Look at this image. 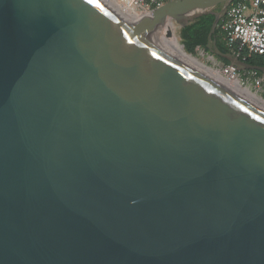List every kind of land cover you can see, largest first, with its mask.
Returning a JSON list of instances; mask_svg holds the SVG:
<instances>
[{
	"label": "water",
	"instance_id": "water-1",
	"mask_svg": "<svg viewBox=\"0 0 264 264\" xmlns=\"http://www.w3.org/2000/svg\"><path fill=\"white\" fill-rule=\"evenodd\" d=\"M100 0H0V264H264V107ZM220 7L219 11L213 8Z\"/></svg>",
	"mask_w": 264,
	"mask_h": 264
},
{
	"label": "built area",
	"instance_id": "built-area-1",
	"mask_svg": "<svg viewBox=\"0 0 264 264\" xmlns=\"http://www.w3.org/2000/svg\"><path fill=\"white\" fill-rule=\"evenodd\" d=\"M123 7L144 15L151 13L169 0H117ZM221 41L236 57L242 49L248 53H264V0H232L217 25ZM245 56L240 60L244 61ZM220 77L237 81L242 88L253 89L264 95V74L255 69L239 68L233 63L221 64L217 68ZM262 98V97H261Z\"/></svg>",
	"mask_w": 264,
	"mask_h": 264
},
{
	"label": "bare ground",
	"instance_id": "bare-ground-1",
	"mask_svg": "<svg viewBox=\"0 0 264 264\" xmlns=\"http://www.w3.org/2000/svg\"><path fill=\"white\" fill-rule=\"evenodd\" d=\"M103 4H105L111 11H113L115 14H117L119 17L136 27L137 29L147 31V27H144L139 23H136V21H141L147 15H144L143 13H139L135 10L128 9L126 7H123L120 3H118L117 0H100ZM170 19L166 21V29H170ZM174 27V26H173ZM156 37L160 39L162 46L166 49H177L181 51L188 60H190L192 63H194L200 70H202L204 73H206L208 76H210L212 79H214L216 82L220 83L221 85L225 86L229 90H231L234 93L243 95L247 98H250L254 102L258 103L262 107H264V99L260 96H257L255 92H252L250 89L242 88L237 81H230L226 80L219 76L217 69L206 64V63H199L197 58L186 52L181 44L179 43V39L172 33L171 35L166 36L164 30L158 32L156 34ZM210 59H214L212 56L209 57Z\"/></svg>",
	"mask_w": 264,
	"mask_h": 264
},
{
	"label": "trees",
	"instance_id": "trees-1",
	"mask_svg": "<svg viewBox=\"0 0 264 264\" xmlns=\"http://www.w3.org/2000/svg\"><path fill=\"white\" fill-rule=\"evenodd\" d=\"M213 20L214 16L208 13L200 16L194 22L181 28L180 36L182 38V44L184 47L183 49H185L186 52L193 54L197 48L202 49L206 52L209 51V34ZM219 23L220 20L218 21V24ZM211 37L215 40V44L219 51H221L222 53H231L221 41V32L219 27L215 29ZM243 56H245L244 62L264 67V53H248L246 49H242V55H240L238 58L241 59V57ZM218 58L220 59L222 64L230 63V61L226 58H222L219 56ZM258 73L263 74L261 71H258Z\"/></svg>",
	"mask_w": 264,
	"mask_h": 264
},
{
	"label": "rangeland",
	"instance_id": "rangeland-1",
	"mask_svg": "<svg viewBox=\"0 0 264 264\" xmlns=\"http://www.w3.org/2000/svg\"><path fill=\"white\" fill-rule=\"evenodd\" d=\"M219 8L220 7L218 6L216 8H213V10L218 12L219 11ZM170 22H172L170 24V28L172 30V33L179 39V43H181V45L183 47L182 38L180 36V31H181V28L182 27L180 26V24H178L177 22H175L173 19H170ZM192 55H194L197 58V60H198L199 63H201V62L202 63H206V64H208V65H210V66H212V67H214L216 69L218 68L219 65L222 64L221 61H220V59L218 58V56L217 55H213L210 51H207L206 52V51H204L202 49L197 48L196 51ZM210 56H212L214 59L213 60L210 59L209 58ZM250 90L252 92H254L253 89H250ZM257 96H260V97H262L264 99V95H261V94L257 93Z\"/></svg>",
	"mask_w": 264,
	"mask_h": 264
}]
</instances>
